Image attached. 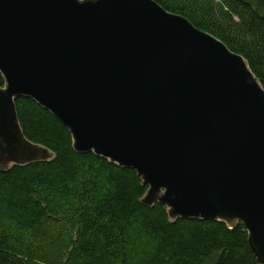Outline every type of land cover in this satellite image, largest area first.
Returning <instances> with one entry per match:
<instances>
[{
	"label": "water",
	"instance_id": "95a60500",
	"mask_svg": "<svg viewBox=\"0 0 264 264\" xmlns=\"http://www.w3.org/2000/svg\"><path fill=\"white\" fill-rule=\"evenodd\" d=\"M0 173L49 163L26 98L78 154L137 173L171 223H240L264 264V87L249 62L154 0H0Z\"/></svg>",
	"mask_w": 264,
	"mask_h": 264
},
{
	"label": "trees",
	"instance_id": "16d2710c",
	"mask_svg": "<svg viewBox=\"0 0 264 264\" xmlns=\"http://www.w3.org/2000/svg\"><path fill=\"white\" fill-rule=\"evenodd\" d=\"M154 1L243 56L264 87V0H225L240 35L187 5ZM16 105L27 139L55 158L0 173V264H260L241 223L234 229L171 223L164 206L141 204L148 188L135 171L76 153L70 132L51 113L26 98ZM62 224L76 231L66 262L54 257V232Z\"/></svg>",
	"mask_w": 264,
	"mask_h": 264
},
{
	"label": "rangeland",
	"instance_id": "374dc122",
	"mask_svg": "<svg viewBox=\"0 0 264 264\" xmlns=\"http://www.w3.org/2000/svg\"><path fill=\"white\" fill-rule=\"evenodd\" d=\"M170 1L185 6L187 5L191 11L194 10L197 12L198 17H202L206 21H214L218 23L220 27L227 28L225 31L231 30L234 34L240 35V31L238 30L239 19L229 8V5L225 0ZM62 225L58 226L55 230L56 232H54V257L56 256L63 262H66L68 251L75 241L76 231L72 230L69 225Z\"/></svg>",
	"mask_w": 264,
	"mask_h": 264
}]
</instances>
